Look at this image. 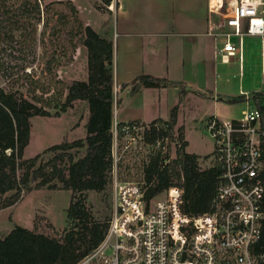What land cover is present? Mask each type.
<instances>
[{"label": "trees", "instance_id": "obj_1", "mask_svg": "<svg viewBox=\"0 0 264 264\" xmlns=\"http://www.w3.org/2000/svg\"><path fill=\"white\" fill-rule=\"evenodd\" d=\"M107 5L112 0H103ZM27 3L21 5L25 14ZM35 11L42 12L36 1ZM79 41L88 50L89 76L85 81L73 80L66 86L67 93L59 90L58 97L43 103L24 98L13 90L0 87V211L14 206L24 193L32 190H66L72 192L66 210L68 228L62 238L15 226L8 235L0 237V264H77L96 249L105 237L108 221L95 220L83 199L88 191L102 193L112 186L114 160L112 156L114 122L113 42L90 26L78 31ZM52 35H57L56 30ZM52 59L51 63H54ZM135 94L144 86L161 88L178 83L149 75H141L132 82ZM126 85H122L123 88ZM260 95L255 94L257 104ZM185 92L180 88L179 101L171 110L169 121L156 119L149 125L163 124L167 130L147 135L149 144L177 132L176 158L161 147L150 155L143 174L148 185V200L159 196L172 186L184 190V211L200 215L211 209L220 182L221 170L214 164L203 168L201 157L186 151L188 145L183 128L175 129L177 114ZM64 99V100H63ZM37 100V98H36ZM76 101L86 102L89 108L85 124L86 137L65 140L32 158H25V149L31 138V118L60 117ZM243 97L228 99V103L242 102ZM40 102V101H39ZM119 103V101H116ZM140 123L131 121L126 123ZM126 123H118L122 127ZM206 157L205 159H207ZM122 161V160H121ZM34 183V185H33Z\"/></svg>", "mask_w": 264, "mask_h": 264}, {"label": "built area", "instance_id": "obj_2", "mask_svg": "<svg viewBox=\"0 0 264 264\" xmlns=\"http://www.w3.org/2000/svg\"><path fill=\"white\" fill-rule=\"evenodd\" d=\"M109 8L114 11L112 3ZM209 8L219 18L210 20L208 30L217 41V57L223 64L238 63L242 77L246 36L261 38L264 56V0H217L215 5L210 0ZM255 94H261L260 104ZM238 97L245 103L240 118L212 116L204 123L214 146L211 164L221 170L211 209L187 214L178 186L148 200L145 178L115 180L105 237L77 264H264V88L240 90ZM162 129L167 126L141 122L119 127L114 120L113 175L123 155L140 144H145L148 164L150 155L171 140L147 142V135Z\"/></svg>", "mask_w": 264, "mask_h": 264}, {"label": "rangeland", "instance_id": "obj_3", "mask_svg": "<svg viewBox=\"0 0 264 264\" xmlns=\"http://www.w3.org/2000/svg\"><path fill=\"white\" fill-rule=\"evenodd\" d=\"M36 1L42 10L40 18L35 11ZM24 2L29 9L25 14L20 8ZM111 3L107 5L103 0H0V87L16 91L54 113L55 110L47 107L43 101L56 99L62 89L66 95L65 86L70 81H85L89 76L88 50L81 45L78 31L82 32V29L89 26L87 23H90L92 29L112 35L115 16L109 8ZM55 30L57 35H52ZM245 40L243 89H262L264 76L261 73V38L246 36ZM52 59H55L54 63H51ZM219 65L221 69H230L238 75V65ZM239 82L238 76L231 79L228 90L231 94L238 95ZM156 96L154 94L152 99L150 94H145L141 99L143 105L137 111H141L144 118H150L157 107L160 108V113L169 112L170 95L165 99L162 96L160 104ZM129 97L130 94L122 92L120 88L117 99ZM193 97L182 108L189 140L187 150L199 155L201 165L205 168L211 164L214 146L201 121L202 116L215 108L226 119H238L245 105L242 102L222 101L215 105L209 100L196 103ZM148 100H152L153 104L145 102ZM88 116L87 103L76 101L60 117L31 118V138L25 149V158H32L65 140L84 139ZM175 134L178 135L177 132ZM165 146L164 151L169 153V159L176 158L178 143L169 140ZM147 153L145 144L133 148L131 154L123 155L122 161L117 164L111 187L102 193L88 191L82 196L95 220H110L115 180H144L143 168ZM206 157L208 158L205 159ZM71 197L72 192L66 190L34 189L24 193L14 206L0 211V237L8 235L15 226H22L62 238L68 228L66 210Z\"/></svg>", "mask_w": 264, "mask_h": 264}, {"label": "crops", "instance_id": "obj_4", "mask_svg": "<svg viewBox=\"0 0 264 264\" xmlns=\"http://www.w3.org/2000/svg\"><path fill=\"white\" fill-rule=\"evenodd\" d=\"M209 4L210 0L112 1L114 11H111V14L114 13L115 16L113 34L109 35V32L101 34L97 29L95 31L113 42L114 91L115 100L119 101V103L115 101L114 120L118 123L140 121L145 124L156 119L169 121L171 110L178 104L182 88L185 96L178 109L175 129L183 128L185 140L189 145L182 108L190 97L194 96L196 103L209 100L218 105L221 101L226 102L228 99L238 97L240 90L246 91L242 84L246 40L244 38L243 76H239V66L238 75L232 73L230 69H221L219 64L222 62H219L216 54L217 41L208 34L210 20L218 21L219 18L210 11ZM87 25L91 26L90 23ZM263 69L262 54L261 73L264 76ZM141 75L165 79L178 83L179 86L167 85L161 88L142 86L133 94L132 82ZM236 76L240 80L238 95L228 91L231 79ZM122 85L126 86L122 88ZM120 88L122 92L129 93L130 97L117 99ZM263 88L247 92H260ZM145 94H150L152 99L154 94H157L159 104L162 96L165 99L170 95L169 112L160 113V108L157 107L150 118H144L143 113L137 109L143 105L141 99ZM148 101L145 102L153 104L152 100ZM212 116L226 119L219 110L210 109L202 116L203 125ZM187 147L186 151L190 153Z\"/></svg>", "mask_w": 264, "mask_h": 264}, {"label": "bare ground", "instance_id": "obj_5", "mask_svg": "<svg viewBox=\"0 0 264 264\" xmlns=\"http://www.w3.org/2000/svg\"><path fill=\"white\" fill-rule=\"evenodd\" d=\"M217 0H212V5H215Z\"/></svg>", "mask_w": 264, "mask_h": 264}]
</instances>
